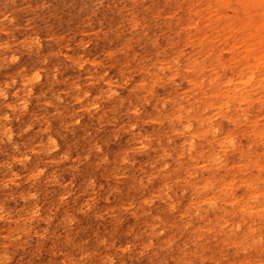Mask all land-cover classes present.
<instances>
[{
    "label": "clouds",
    "instance_id": "9594fccd",
    "mask_svg": "<svg viewBox=\"0 0 264 264\" xmlns=\"http://www.w3.org/2000/svg\"><path fill=\"white\" fill-rule=\"evenodd\" d=\"M98 2L103 6L105 0ZM181 2L193 3L200 13L187 31L175 22L184 8L171 19L161 10L170 27L153 29L152 13L143 11L149 0H137L142 8L127 29L132 43L118 53L97 51L89 57L91 42L82 44L76 57L69 54L71 46L68 52L58 50L57 56L85 75L67 88L50 89L51 99L35 94L45 79L41 69L0 81V149H10L0 151L8 156L0 160V264H264L261 229L233 215L237 201L230 198L234 190H253L247 212L264 220V191L259 190L264 185V0ZM50 7L45 0L42 10ZM129 8L131 0L123 4ZM85 18L91 27L96 17ZM4 22L15 19L0 15ZM123 29L114 23L110 30L119 36ZM96 31H104L103 21ZM15 47L0 43V70L20 62ZM26 47L43 49L44 41L36 35ZM59 75L56 67L51 79ZM34 100L41 113L15 127L28 117ZM256 105L260 108L253 114ZM29 133L31 146L23 143ZM101 137H107L103 143ZM118 143L124 147L117 149ZM237 157L243 170L226 174ZM34 159L38 165L26 177L16 171ZM85 166L93 172L80 177ZM22 181L27 187L21 192ZM126 183L139 199L121 208L142 221L138 232L133 228L123 243L107 234L81 243L72 233L83 213L73 211L72 198L83 196L91 212L102 193L111 203ZM78 184L83 186L79 195ZM42 187L59 193V206L47 219ZM56 224L63 227L57 230ZM246 228L251 229L248 238L238 240Z\"/></svg>",
    "mask_w": 264,
    "mask_h": 264
},
{
    "label": "rangeland",
    "instance_id": "374dc122",
    "mask_svg": "<svg viewBox=\"0 0 264 264\" xmlns=\"http://www.w3.org/2000/svg\"><path fill=\"white\" fill-rule=\"evenodd\" d=\"M44 2L45 0H14V2L13 0H0V15H10L15 19V23L11 25L7 22L0 23V43L8 41L9 43L15 45L16 47L13 50L17 53V55L21 56V60L18 64L13 65L10 68L6 67L0 70V81L8 80L13 77L20 80V78L22 79L24 76L31 75L33 70L35 71L37 69H41L45 79L35 86V94L37 96H46L48 99L52 98V91H50V89L55 90L60 87L67 88L73 81L78 78L83 79L85 75L84 73L78 72L66 58L57 56L56 54L58 50L60 52H68L69 46H71V52L69 54L76 57L82 50L81 45L91 42L92 46L88 48L86 53L89 57L97 51H99L102 56L108 50L118 53L121 48L132 43V41L127 39V29L136 23V11L139 8H142V4H138L137 0H131V8L127 10L123 9V4L128 3L129 0H105L103 6L99 5L98 0H96L95 3L94 0H47L51 7L48 8L47 11H44L42 10ZM117 5H120V7H117ZM149 5L150 7L143 9V11L145 15L152 13L150 16L149 26L153 29L160 28L161 26L170 27L167 25L166 21L161 18V10L167 14L168 19H171V16L176 15V12L174 11H179L180 8H184V11L180 13V16L175 18V22L177 24L185 25L181 31H186V29L188 30L191 27L189 21L193 15H196L197 17L200 15V13L194 12L193 3H188V5H186L183 4L181 0H149ZM97 7L99 8L98 14L96 13ZM80 10H83V15ZM89 13L96 17L92 21L91 27L88 26L89 21L85 18V16ZM101 21H103L104 31L97 32L96 29L100 27ZM157 21L160 23L158 24ZM114 23H121L124 25L122 35L118 36L110 30ZM207 27L208 25L206 24L205 28ZM105 32L107 33L106 36ZM36 35L42 37L44 47L43 49H33L29 51L26 46L31 44L30 39ZM49 37H52L53 39L49 40ZM77 38H79L81 43H77ZM205 38H207V33L204 37H201V39ZM21 42H23L24 46L21 45ZM43 59H47L48 63L43 64ZM56 67H59L60 75L57 77V81H53L51 76L53 75ZM189 84H192V82L189 81ZM19 86L20 85L18 83L17 87ZM91 91L95 92L98 91V89H91ZM129 95H131V93ZM259 108L260 106L256 105L253 108V114H255L256 110ZM70 110L71 109L69 108V111ZM33 113L37 115L41 113V107L37 105L35 100L33 102V106L30 108L28 117L21 118L15 127L17 126V128H22L24 124L31 119ZM144 123L145 125H148L151 122L145 121ZM106 138L107 137H101V143H103ZM23 143L27 146H31L33 143V133H29V135L23 139ZM68 143H72L71 139ZM84 147L85 143L81 141L80 148L83 149ZM115 147L119 149L123 148L124 145L122 143H118ZM0 151L7 154L10 152V149L5 146L3 149H0ZM261 151H264V149ZM109 155L114 156L116 153L109 152ZM6 159H8L7 155H0V160ZM260 162L264 163V159ZM37 165L38 161L34 159L33 163L28 165L26 169L20 168V166L17 165L16 171L26 177L27 174ZM242 170L241 160L237 157L233 162L232 169L225 170V172L226 174L231 172L235 175L240 173ZM3 171V169H0V173ZM92 172L93 168L91 166H85L80 172V177L86 178L91 175ZM72 175H75V173H69L70 177ZM115 179L116 178L113 177V182H115ZM234 179L235 177H233V182ZM105 183H108V181L105 180ZM127 183L130 184V182ZM127 183L123 185L121 195L114 197L111 203L105 202L103 196L106 195V193H102L99 197L98 203L91 212L87 211L83 196H80L79 201H77L76 196H74L71 201L73 211L75 212V210L79 208L83 215L79 216V223L76 226V231L73 232L72 235L74 237L79 236L81 243H83L85 239L91 240L95 243L98 236L103 237L105 234H107L111 239H115L118 242L123 243L134 234L133 228H135L138 232L142 221L136 216H132L131 214L123 211L121 208V206L126 204L129 200L138 201L139 199V194L134 192ZM21 185L22 186L18 191L22 192L27 186L23 184V181L21 182ZM154 185H159V181H154ZM259 190L264 191V185H259ZM42 191L43 195L40 203L42 205L44 217L47 219L49 215L54 214L53 209L59 206V201L57 199L59 193L56 189L47 190L44 187H42ZM82 191L83 186L78 184L76 189L77 195H79ZM150 191L154 192L156 189L152 188ZM230 198L237 201L233 215L237 214V218L246 217L249 219L248 221L250 223H255L261 229L258 234L264 235V220H259L257 218H253L252 216L250 217L247 212L249 202L254 199V191L248 188H240L239 191L234 190L233 195ZM193 204L194 201L189 200L187 202V207H192ZM106 212L109 213V215H105ZM113 212L115 213L114 216L112 215ZM60 214L62 215L63 213ZM100 216H104V219L101 220L99 218ZM121 221L124 222L123 227L121 226ZM173 224L174 227L175 223ZM53 227L59 230L63 227V224H56L53 225ZM249 230L251 232V229L246 228L245 231L237 234V239H247L250 233L248 232Z\"/></svg>",
    "mask_w": 264,
    "mask_h": 264
},
{
    "label": "bare ground",
    "instance_id": "6f19581e",
    "mask_svg": "<svg viewBox=\"0 0 264 264\" xmlns=\"http://www.w3.org/2000/svg\"><path fill=\"white\" fill-rule=\"evenodd\" d=\"M177 1H178V0H177ZM93 4H94V3H93ZM176 4H177V3H176ZM176 4H175V5H176ZM113 5H114V4H113ZM105 6H106V5H105ZM121 6H122V5H121ZM179 6H180V5H179ZM189 6H190V5H189ZM187 7H188V6H187ZM191 7H192V6H191ZM177 8H178V7H177ZM135 9H136V8H135ZM178 9H179V8H178ZM191 9H192V8H191ZM174 12H175V11H174ZM157 13H158V11H157ZM172 13H173V12H172ZM172 13H171V14H172ZM186 13H187V12H186ZM184 14H185V13H184ZM134 15H135V14H134ZM134 15H133V16H134ZM153 15H154V14H153ZM168 15H169V14H168ZM135 17H136V16H135ZM171 17H172V16H171ZM177 18H178V17H177ZM155 20H156V19H155ZM185 20H186V19H185ZM185 20H184V21H185ZM130 21H131V20H130ZM131 23H132V22H131ZM163 24H164V23H163ZM10 25H11V24H10ZM167 25H168V24H167ZM167 25H166V26H167ZM128 26H129V25H128ZM12 29H13V28H12ZM183 30H184V29H183ZM186 31H187V29H186ZM2 32H3V31H2ZM5 32H6V31H5ZM31 37H32V36H31ZM205 39H206V38H205ZM30 40H31V39H30ZM55 40H56V39H55ZM3 41H4V40H3ZM11 42H12V41H11ZM14 43H15V41H14ZM80 43H81V42H80ZM26 44H27V43H26ZM66 45H67V44H66ZM63 46H64V45H63ZM14 49H15V48H14ZM64 49H65V48H64ZM35 52H36V51H35ZM51 53H53V52H51ZM35 55H36V54H35ZM72 57H73V56H72ZM43 60H44V59H43ZM33 71H34V70H33ZM46 76H47V75H46ZM66 77H67V76H66ZM20 79H21V78H20ZM73 79H75V78H73ZM67 83H68V82H67ZM148 123H149V122H148ZM16 127H17V126H16ZM119 149H120V148H119ZM115 180H116V179H115ZM247 191H248V190H247ZM246 204H247V203H246ZM245 207H246V206H245ZM247 207H248V206H247ZM48 210H49V209H48ZM240 211H241V210H240ZM51 213H52V212H51ZM239 213H241V212H239ZM236 215H237V214H236ZM236 215H235V216H236ZM238 217H239V216H238ZM241 217H243V216H241ZM250 217H251V215H250ZM253 218H254V217H253ZM241 220H242V219H241ZM248 220H249V219H248ZM259 220H260V219H259ZM250 221H251V220H250ZM258 223H259V222H258ZM173 225H174V224H173ZM262 227H263V226H262ZM262 227H261V228H262ZM125 232H126V231H125ZM248 232H250V230H249ZM248 232H247V233H248ZM245 233H246V232H245Z\"/></svg>",
    "mask_w": 264,
    "mask_h": 264
}]
</instances>
